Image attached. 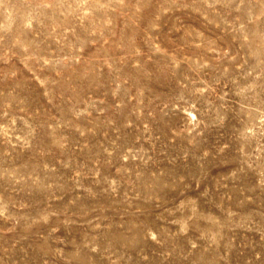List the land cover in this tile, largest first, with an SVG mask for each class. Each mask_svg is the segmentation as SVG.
<instances>
[{"label": "rangeland", "instance_id": "obj_1", "mask_svg": "<svg viewBox=\"0 0 264 264\" xmlns=\"http://www.w3.org/2000/svg\"><path fill=\"white\" fill-rule=\"evenodd\" d=\"M0 264H264V0H0Z\"/></svg>", "mask_w": 264, "mask_h": 264}]
</instances>
